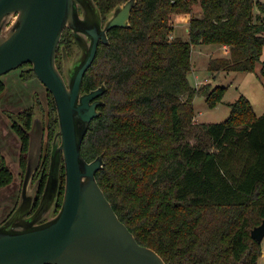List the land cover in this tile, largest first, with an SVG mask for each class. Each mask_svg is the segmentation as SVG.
Masks as SVG:
<instances>
[{"label":"trees","instance_id":"obj_1","mask_svg":"<svg viewBox=\"0 0 264 264\" xmlns=\"http://www.w3.org/2000/svg\"><path fill=\"white\" fill-rule=\"evenodd\" d=\"M124 1L96 0L104 18ZM197 5L201 14L195 13ZM174 13L192 14L188 39L170 37ZM108 35L110 43L100 42L83 80V91L103 83L107 90L100 96L101 113L83 139L82 154L88 161L104 154L97 178L119 217L168 264H259L262 242L252 229L264 220V113L257 114L242 94L230 103L225 121L196 124L195 98L204 96L215 107L227 87L193 86L189 74L194 46L228 45L230 54L211 58L209 71L254 72L264 81V1L138 0L131 26L113 27ZM72 37L66 28L58 50L61 44L69 46ZM5 89L0 78V93ZM47 97L49 141L37 172L39 199L59 127L48 89ZM34 109L20 110L22 122L12 123L24 171ZM192 132L195 143L188 137ZM61 176L65 183L64 166ZM14 180L0 152V189Z\"/></svg>","mask_w":264,"mask_h":264},{"label":"water","instance_id":"obj_2","mask_svg":"<svg viewBox=\"0 0 264 264\" xmlns=\"http://www.w3.org/2000/svg\"><path fill=\"white\" fill-rule=\"evenodd\" d=\"M137 2L126 0L104 18L96 0H0V76L31 63L53 94L59 118L40 199V178L31 186L44 130L38 125L30 131L21 199L0 224V264H168L158 251L138 241L101 187L97 173L105 164L104 154L91 161L82 154L83 139L101 113L100 96L107 90L103 83L83 91L84 76L100 42L110 43L109 30L131 26ZM66 28L80 51L64 75L57 52ZM63 166L64 193L57 211ZM252 236L264 240V220L252 229Z\"/></svg>","mask_w":264,"mask_h":264},{"label":"rangeland","instance_id":"obj_3","mask_svg":"<svg viewBox=\"0 0 264 264\" xmlns=\"http://www.w3.org/2000/svg\"><path fill=\"white\" fill-rule=\"evenodd\" d=\"M264 1V0H262ZM195 13L201 14L200 6H195ZM255 11L259 9L255 7ZM174 13L171 15V22L174 25V30L170 35L171 38L181 36L188 39V31L186 29L189 26L191 16L181 15L176 16ZM192 15V14H190ZM13 18H11V21ZM10 21V22H11ZM10 24V23H9ZM67 44H61L57 53V64L60 70L66 75L68 65L74 60L80 47L72 37L71 44L67 47ZM199 46L202 48L199 50ZM197 46V49L192 52L193 69L189 74V80L193 86H196V75L192 72L199 71L200 77L210 76V82H203V84L209 83L212 86L222 85L227 87V92L223 97V100L215 107H210L204 96L198 95L194 100V106L196 115L194 122L196 124L200 122H222L225 121L231 111L230 103L238 99L242 94L246 95L253 103L254 109L257 114L264 113V81H262L254 72H242V71H224L221 75H217L209 71V61L213 57L227 56L230 54V47L228 45H221L222 47H215L216 49H210L205 44ZM229 48V53L224 55V47ZM264 58V49L263 55ZM32 65L25 64L19 68L13 69L3 75L0 78L5 81L6 89L0 93V151L3 156L8 159L9 165L15 173V180L11 187L0 189V222L6 220L9 217V213L18 206L22 188L24 183L25 172L20 164V150H19V135L13 130V119H18L22 122V119L17 118V113L20 110L26 109L30 106H34V119L32 129L37 128L39 125L44 130L42 139L43 154L45 147H47L48 140V123H49V111L47 88L44 83L37 77L33 76L31 71ZM23 74V76H22ZM56 128V130H58ZM55 130V132H56ZM54 132V134H56ZM189 139L192 143L196 142V136L194 132L189 134ZM54 136L51 142H54ZM206 140H210L208 136H205ZM50 143V148L51 147ZM29 160V153H28ZM27 168V167H26ZM39 169V168H38ZM38 172V170H37ZM37 172L33 178L31 189L39 179ZM64 184V183H63ZM64 193V191H63ZM61 196L63 194L61 193ZM60 196V198H61ZM59 210V206L57 211ZM1 222V223H2ZM263 254L259 259V264H262L264 257V240L262 241Z\"/></svg>","mask_w":264,"mask_h":264},{"label":"crops","instance_id":"obj_4","mask_svg":"<svg viewBox=\"0 0 264 264\" xmlns=\"http://www.w3.org/2000/svg\"><path fill=\"white\" fill-rule=\"evenodd\" d=\"M191 13H180V14H176V16H178V17H182L181 15H188L189 17L191 16L190 15ZM186 29H187V31H188V26L186 27ZM201 45V44H200ZM205 45H207V47H209L210 49H216L215 47H217V45H215V44H205ZM197 46H199V45H196V46H194V48H193V51L194 50H196L197 49ZM218 47H222L221 45H219ZM217 47V48H218ZM202 48L199 46V50H201ZM224 49H225V52H223L224 53V55H226V54H228L229 52V48L227 47L226 48V46L224 47ZM228 56V55H227ZM220 57V56H219ZM196 70H197V68H196ZM196 70H194L195 72H192L194 75H196L195 77H196V87H198V85H197V82H200V81H204L205 80V82H210V76L209 75H206V76H204V78H201L200 77V74H199V71H196ZM224 71H218L217 72V75H221L222 73H223ZM263 260H264V257H263ZM263 260H262V262H263Z\"/></svg>","mask_w":264,"mask_h":264},{"label":"flooded vegetation","instance_id":"obj_5","mask_svg":"<svg viewBox=\"0 0 264 264\" xmlns=\"http://www.w3.org/2000/svg\"><path fill=\"white\" fill-rule=\"evenodd\" d=\"M14 130V129H13ZM44 148V147H43ZM19 150H20V153H21V141L19 142ZM1 152V151H0ZM43 151H42V157H41V160H42V158H43ZM8 160V159H7ZM40 164H41V161H40ZM40 166V165H39ZM39 203V202H38ZM37 203V204H38Z\"/></svg>","mask_w":264,"mask_h":264},{"label":"built area","instance_id":"obj_6","mask_svg":"<svg viewBox=\"0 0 264 264\" xmlns=\"http://www.w3.org/2000/svg\"><path fill=\"white\" fill-rule=\"evenodd\" d=\"M203 82H205V80L204 81L197 82V85H199L200 83H203Z\"/></svg>","mask_w":264,"mask_h":264}]
</instances>
